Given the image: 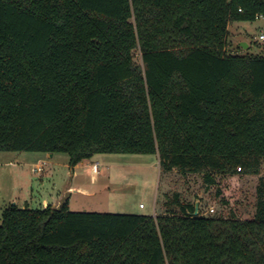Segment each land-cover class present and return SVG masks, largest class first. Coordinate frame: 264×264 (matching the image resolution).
<instances>
[{"label": "trees", "instance_id": "trees-1", "mask_svg": "<svg viewBox=\"0 0 264 264\" xmlns=\"http://www.w3.org/2000/svg\"><path fill=\"white\" fill-rule=\"evenodd\" d=\"M259 16L264 0H0V152L155 155L207 188L258 175L264 56L229 53L228 25ZM162 206H8L0 264H264L261 186L249 219Z\"/></svg>", "mask_w": 264, "mask_h": 264}, {"label": "rangeland", "instance_id": "rangeland-1", "mask_svg": "<svg viewBox=\"0 0 264 264\" xmlns=\"http://www.w3.org/2000/svg\"><path fill=\"white\" fill-rule=\"evenodd\" d=\"M229 31V53L264 56V43L259 41L264 34V16L251 22H232ZM134 61L140 63L138 52ZM9 161L15 165L7 164ZM95 162L97 174L90 169ZM69 167L64 153L0 152V220L4 208H24L27 192H32L31 206L36 207L39 195L64 190L71 212L153 216L163 213L165 197L177 193L183 202L197 206L201 215L226 217L231 210L243 220L253 216L258 186L264 191V159L258 175L220 177L217 186L210 188L200 175L183 176L176 170L164 173L155 155L99 154L74 169V175ZM70 186L75 189L69 190ZM216 187L221 191L219 197Z\"/></svg>", "mask_w": 264, "mask_h": 264}, {"label": "crops", "instance_id": "crops-1", "mask_svg": "<svg viewBox=\"0 0 264 264\" xmlns=\"http://www.w3.org/2000/svg\"><path fill=\"white\" fill-rule=\"evenodd\" d=\"M229 29H230V24L228 25V31H229ZM230 32V31H229ZM229 49H230V47H229ZM49 158L50 157H52V155H49L48 156ZM157 157V156H156ZM158 158V157H157ZM37 161H39V159L37 160ZM86 161V160H85ZM82 163H84V161H82V162H80L79 164H77L76 166H74V167H69L70 168V173L72 174V175H74L75 174V172H74V169H76L79 165H82ZM7 164H9V165H15V164H13L12 162H7ZM72 168V169H71ZM69 190H71V189H75V187H72V186H70L69 188H68ZM67 190H64L61 194L60 193H56V195L53 193V192H50V193H48L47 195H39V197H38V200H37V202H35V205H38V206H36L37 208H44V207H46V206H51V207H53V208H58L66 199H65V192H66ZM33 199H34V197H33V195H32V192L30 191V192H27L24 196H23V203H24V207H28V208H31V209H37L36 207H33V206H31V205H33L32 204V201H33ZM39 199H40V201H39ZM68 200V199H67ZM69 201V200H68ZM140 206V205H139ZM144 208V207H143ZM140 209H142V208H140ZM162 214V213H161ZM156 215H159V214H156V213H154L153 214V216H156Z\"/></svg>", "mask_w": 264, "mask_h": 264}, {"label": "built area", "instance_id": "built-area-1", "mask_svg": "<svg viewBox=\"0 0 264 264\" xmlns=\"http://www.w3.org/2000/svg\"><path fill=\"white\" fill-rule=\"evenodd\" d=\"M259 41L262 42V43H264V34H261L259 36ZM90 169H91V172L93 174H97V172H98V163H96V162L95 163H92ZM237 170L239 171L240 169L238 168ZM139 208H143V205H140ZM210 212H213V210L211 209Z\"/></svg>", "mask_w": 264, "mask_h": 264}, {"label": "water", "instance_id": "water-1", "mask_svg": "<svg viewBox=\"0 0 264 264\" xmlns=\"http://www.w3.org/2000/svg\"><path fill=\"white\" fill-rule=\"evenodd\" d=\"M240 46L244 47L245 49L248 47L247 44H245V43H241ZM194 213L197 214V206H195V212Z\"/></svg>", "mask_w": 264, "mask_h": 264}]
</instances>
